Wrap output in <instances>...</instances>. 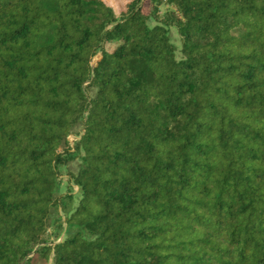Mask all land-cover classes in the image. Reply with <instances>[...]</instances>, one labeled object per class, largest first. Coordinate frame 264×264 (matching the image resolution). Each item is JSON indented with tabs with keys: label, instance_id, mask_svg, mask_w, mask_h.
<instances>
[{
	"label": "trees",
	"instance_id": "obj_1",
	"mask_svg": "<svg viewBox=\"0 0 264 264\" xmlns=\"http://www.w3.org/2000/svg\"><path fill=\"white\" fill-rule=\"evenodd\" d=\"M106 1L0 0V264H264V0Z\"/></svg>",
	"mask_w": 264,
	"mask_h": 264
},
{
	"label": "rangeland",
	"instance_id": "obj_2",
	"mask_svg": "<svg viewBox=\"0 0 264 264\" xmlns=\"http://www.w3.org/2000/svg\"><path fill=\"white\" fill-rule=\"evenodd\" d=\"M129 2H130V0H107L106 4H108L112 8L115 16L118 18V17H120L121 14H123L125 12L126 6L128 5ZM144 9L146 12H148V9H149L148 3L145 4ZM161 11H162V13L165 12V8H161ZM174 40H175V42H177L176 39H174ZM109 49H110V47L107 46V50H109ZM70 141L73 142L72 137L70 138Z\"/></svg>",
	"mask_w": 264,
	"mask_h": 264
}]
</instances>
